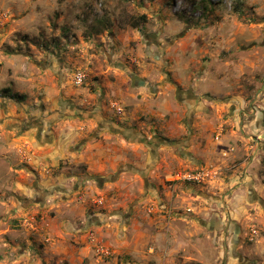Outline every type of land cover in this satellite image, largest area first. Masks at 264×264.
Listing matches in <instances>:
<instances>
[{"label":"crops","instance_id":"crops-1","mask_svg":"<svg viewBox=\"0 0 264 264\" xmlns=\"http://www.w3.org/2000/svg\"><path fill=\"white\" fill-rule=\"evenodd\" d=\"M37 1L15 19L32 50L8 55L0 39V93L11 96L0 98V264L196 261L177 257L187 244L172 224L194 226L208 208L177 178L209 170L186 190L220 203L259 164L264 22L217 18V3L202 0L207 22L190 24L154 0L142 25L112 11L106 36L83 34L70 15L62 30H43ZM94 241L110 255L97 256Z\"/></svg>","mask_w":264,"mask_h":264},{"label":"rangeland","instance_id":"rangeland-1","mask_svg":"<svg viewBox=\"0 0 264 264\" xmlns=\"http://www.w3.org/2000/svg\"><path fill=\"white\" fill-rule=\"evenodd\" d=\"M32 1L0 0V39L2 49L8 55L32 50L27 45L35 39L18 32L15 22L16 17L30 10ZM153 1L132 0L126 3L122 0H38L35 23L40 24L43 30L56 27H61L62 30L68 20L66 16L70 15L71 19L84 23L86 30H83V34L89 32V29H99V32L106 36L103 29L111 21L112 11L122 23L142 25L140 17L141 13L147 10L145 4H151ZM53 3L55 20L46 16L48 12L53 14ZM167 5L171 16L176 13L183 15V20L190 24L207 22L208 7L202 0H168ZM194 6L200 9L195 11ZM216 8L220 14L216 17L223 20L230 18L229 13H232L231 16L235 18L233 21L237 23L250 26L264 22V0H227L225 4L217 3ZM62 16H65L64 20ZM143 16L147 19V14ZM60 19L63 21H59ZM27 23L29 26L34 24L30 19ZM49 37L51 41V35ZM47 39L38 38L34 45L38 49H44L47 46L45 43H48ZM22 44L25 47H22ZM262 153L264 152L259 151V154ZM249 164L246 184L240 189L229 191L225 202H217L214 199L217 195H213L212 191L210 194L200 191L201 194L207 195L208 199L198 196L197 193L187 192L188 183H183L186 184L183 186L184 192L190 195L194 206L208 208V215L203 221L193 220L196 228L173 220L172 225L180 239L179 243L187 244L186 250L177 255L178 258H197L187 264H264V155L260 156L259 164ZM218 192V189L215 190V194ZM235 231L237 232L234 239Z\"/></svg>","mask_w":264,"mask_h":264},{"label":"built area","instance_id":"built-area-1","mask_svg":"<svg viewBox=\"0 0 264 264\" xmlns=\"http://www.w3.org/2000/svg\"><path fill=\"white\" fill-rule=\"evenodd\" d=\"M216 3H226L227 0H212ZM85 79V75L83 72L80 71H76L75 75H74V79H73V83L76 86H81L84 82ZM0 98L1 99H11V96L4 94V93H0ZM117 111H120L119 109H117ZM211 177V173L209 170L207 169H199L197 171H187V172H183L179 175V177L177 178V181H181L184 183H188V184H201L205 181H207L209 178ZM94 251L95 254L97 256H99L100 258H105L108 257L110 255L109 249L103 247L102 245L98 244V242L94 241Z\"/></svg>","mask_w":264,"mask_h":264},{"label":"trees","instance_id":"trees-1","mask_svg":"<svg viewBox=\"0 0 264 264\" xmlns=\"http://www.w3.org/2000/svg\"><path fill=\"white\" fill-rule=\"evenodd\" d=\"M122 1L128 3V2H131L132 0H122ZM171 1H174V0H171ZM145 19H146V18H145V16H143V15L140 17V20L143 21V22H144ZM134 26H136V25H134ZM92 30L95 31V29H92ZM4 94H5V93H4Z\"/></svg>","mask_w":264,"mask_h":264},{"label":"water","instance_id":"water-1","mask_svg":"<svg viewBox=\"0 0 264 264\" xmlns=\"http://www.w3.org/2000/svg\"><path fill=\"white\" fill-rule=\"evenodd\" d=\"M140 85H142V83H140ZM236 232H237V231L234 232V239L236 238Z\"/></svg>","mask_w":264,"mask_h":264}]
</instances>
